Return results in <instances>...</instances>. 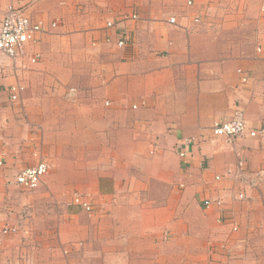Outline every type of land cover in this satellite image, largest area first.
Segmentation results:
<instances>
[{"label": "crops", "instance_id": "1", "mask_svg": "<svg viewBox=\"0 0 264 264\" xmlns=\"http://www.w3.org/2000/svg\"><path fill=\"white\" fill-rule=\"evenodd\" d=\"M10 6L45 31L27 48L37 63L0 67V264H264V178L246 182L264 170V134L249 135L264 129L258 9L248 0H0V21ZM74 72L86 77L77 79V131L44 123L32 132V118L49 116L21 119L20 103L36 101L12 103L9 86L41 76L50 93L54 76ZM238 108L246 133L214 135ZM41 152L50 169L25 190L15 176ZM71 188L96 209L72 204Z\"/></svg>", "mask_w": 264, "mask_h": 264}, {"label": "built area", "instance_id": "2", "mask_svg": "<svg viewBox=\"0 0 264 264\" xmlns=\"http://www.w3.org/2000/svg\"><path fill=\"white\" fill-rule=\"evenodd\" d=\"M182 2L186 6H193L195 0H175ZM137 15H134V18H137ZM171 24L177 23V18L172 16L168 20ZM201 17H195V22H200ZM55 25V24H53ZM109 26L112 25V22L108 23ZM45 31L44 23L41 21L34 20V18L24 12L23 10L10 6L4 16L0 21V67L5 66V61L8 59L13 64H16L20 60L28 58L30 63L35 64L39 61V55L30 56L28 52V45L37 43L39 41L40 34ZM110 37L106 38V42H111ZM118 46H124L126 44L124 38H119L116 42ZM262 48L259 47L258 51H261ZM243 81L247 80V76H243ZM24 85L20 82L12 84L9 86V97L12 103H18L21 100L22 92L24 90ZM109 104V103H107ZM136 105H134L135 107ZM247 129V119L245 117L244 111L242 109H236L233 116L230 119L222 120L216 122L212 127L214 135L218 137H223L229 142H233L237 137L246 133ZM259 133H264V129L255 130L252 129L249 132V135L256 136ZM1 147V144H0ZM185 152H181V156H185ZM2 163V161H0ZM238 166L242 167L243 162L238 163ZM239 168V167H238ZM50 169V163L46 158L39 160L36 165L25 167L20 170L16 176L15 181L25 190H35L37 189L43 179V176ZM239 176V171H237ZM254 175H257L259 178H247L246 182H249L251 186L258 185L259 181L264 176V171L260 170ZM219 178V176H217ZM245 198V192L238 193V198ZM71 203H74L85 211L92 212L94 211V206L92 201L88 196L80 191H74L71 194ZM213 203L220 205L221 200H210L206 199L204 205L209 207ZM237 229V227H234ZM14 227H6L4 232L15 231Z\"/></svg>", "mask_w": 264, "mask_h": 264}, {"label": "rangeland", "instance_id": "3", "mask_svg": "<svg viewBox=\"0 0 264 264\" xmlns=\"http://www.w3.org/2000/svg\"><path fill=\"white\" fill-rule=\"evenodd\" d=\"M264 0H248V4H249V8H257L258 9V14H259V18H263L264 17ZM244 28L239 26V31H242ZM55 78H57L56 80L59 81L60 86H55V88H58V91H55L54 89H51V92L49 93V91H47L45 88L47 87V84L45 83L44 79L41 76H38L34 79H32V76L30 75L26 80L27 82H29L30 84L33 83V87L35 88L34 91L30 90V86H26V80L25 83L22 81V84L25 86L24 90L22 92V96L21 98H25L28 99V95L30 94V98H32L33 100H35L36 102L31 105L30 107L27 106H23V103L21 102L20 107L18 106V114L21 116V119H27L29 118V116L32 118L36 117V116H41L43 113L42 111L49 116V120L51 121L50 123H48V121H44L42 123V121H36L35 119L32 118L33 121H31L30 124V129L32 132L34 131H43V127L45 126V124H50L52 125H56L57 127H60L62 129L63 132H70L71 135H73L74 131H77L74 129V124H73V112L75 111V107H77V97H79V94L77 89L80 90L77 86V79L80 81V84L84 81L86 82V77L82 76V75H77V72L74 73H70L65 75V77H63V79H59V77L54 76ZM62 77V76H61ZM53 80V78H52ZM61 90V91H60ZM100 95H97V101H99L100 103L103 102V98L99 97ZM82 97V96H81ZM88 98V96H85L83 98ZM86 98V99H87ZM105 104V102H104ZM96 112L98 111V115L101 116L102 114H104L102 112V108H99V105L96 106ZM47 112V113H46ZM58 121L53 122V118H56L57 116H59ZM30 123V122H29ZM45 123V124H44ZM88 125V124H87ZM56 127V128H57ZM83 130H85L86 128H82ZM2 146V145H1ZM27 146V145H25ZM0 154L3 155V160L2 163H0V166L4 167L5 164L7 163L6 161V157H7V153L5 148L2 149V147H0ZM33 155L37 158L38 160H42L43 158H46V160H48V162L50 163L49 160V156L47 154H34ZM37 162L33 165H36ZM30 165V166H33ZM51 165V164H50ZM27 166V167H30ZM42 183V182H41ZM74 191H78L77 189L74 188V190L71 188L70 192H69V197L71 198V194ZM81 192V191H80ZM85 193V192H83ZM88 198L92 201V204L94 206V208L96 209L97 207V203L93 200L92 196H90L89 194L85 193ZM74 204V203H72ZM76 205V204H75ZM78 206V205H77ZM80 207V206H78ZM82 209V208H81ZM83 210V209H82ZM8 225V224H7ZM5 225L2 229V232H4L6 227H11V226H7ZM13 227V226H12ZM15 227V226H14ZM18 228V229H17ZM14 232H17L18 230H20V227H17Z\"/></svg>", "mask_w": 264, "mask_h": 264}, {"label": "bare ground", "instance_id": "4", "mask_svg": "<svg viewBox=\"0 0 264 264\" xmlns=\"http://www.w3.org/2000/svg\"><path fill=\"white\" fill-rule=\"evenodd\" d=\"M247 126H248V122H247ZM252 130V129H251ZM255 130H257V129H255ZM261 130V129H260ZM246 131H247V129H246ZM260 135H262V134H264V133H259ZM258 134V135H259ZM251 136V135H250ZM257 136V135H256ZM263 170V169H262ZM264 171V170H263ZM263 178H264V176H263Z\"/></svg>", "mask_w": 264, "mask_h": 264}]
</instances>
